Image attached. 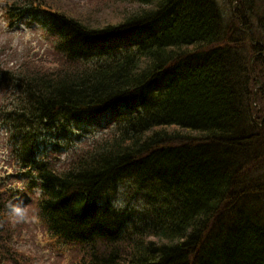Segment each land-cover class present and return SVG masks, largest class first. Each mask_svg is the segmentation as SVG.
<instances>
[{"label": "trees", "instance_id": "trees-1", "mask_svg": "<svg viewBox=\"0 0 264 264\" xmlns=\"http://www.w3.org/2000/svg\"><path fill=\"white\" fill-rule=\"evenodd\" d=\"M228 1L231 23L218 0H111L138 7L94 20L63 0L8 6L9 18L42 12L56 50L54 68L13 79L14 120L27 132L114 122L68 167L48 146L27 148L37 217L76 264H264V0ZM17 194L0 179L7 248Z\"/></svg>", "mask_w": 264, "mask_h": 264}, {"label": "rangeland", "instance_id": "rangeland-1", "mask_svg": "<svg viewBox=\"0 0 264 264\" xmlns=\"http://www.w3.org/2000/svg\"><path fill=\"white\" fill-rule=\"evenodd\" d=\"M55 1L61 4V0ZM107 1L110 8L104 3ZM107 1L63 0L65 7L62 9L70 15L92 12L94 20L104 19L109 15L108 10L114 7L124 13H130L138 7L137 3L112 5L111 0ZM14 2L16 0H0V179H4L8 187L18 189L19 195L5 208V218L9 220L7 230L13 229L14 234L12 240L7 242L8 248L0 243L3 256L1 264H76L77 259L73 257L69 244L51 236L37 217L33 204L42 193L34 184L36 178L30 171L36 165L38 154L36 157L28 155L27 148L40 145L41 153L45 154L48 146L55 156V162L67 166L77 151L97 139L107 135L110 137L114 132V122L108 118L102 120L89 117L81 122L67 123L66 127L63 123L53 128L42 123L37 128L30 127L27 132L21 121L14 120L18 112L16 107H19V89L13 79L27 73L23 72L26 65L30 71L54 68L55 63L51 57L56 52L52 38L45 30V15L42 12H28L22 18H14V22L6 21L5 7ZM96 3H102L100 5L103 7L95 10L98 14L93 12ZM218 3L223 16L231 23L232 5L228 0H218ZM30 177L31 181L28 180ZM14 207L24 209L25 214L20 218L12 217L11 209ZM6 250L10 252L8 255Z\"/></svg>", "mask_w": 264, "mask_h": 264}, {"label": "clouds", "instance_id": "clouds-1", "mask_svg": "<svg viewBox=\"0 0 264 264\" xmlns=\"http://www.w3.org/2000/svg\"><path fill=\"white\" fill-rule=\"evenodd\" d=\"M113 207H115L117 210H122L125 207V204L121 200H116L113 201ZM24 214H25V210L20 207H14L11 209V216L14 218H20Z\"/></svg>", "mask_w": 264, "mask_h": 264}, {"label": "bare ground", "instance_id": "bare-ground-1", "mask_svg": "<svg viewBox=\"0 0 264 264\" xmlns=\"http://www.w3.org/2000/svg\"><path fill=\"white\" fill-rule=\"evenodd\" d=\"M120 39H121V38H120ZM98 45H99V44H98ZM106 46H107V48H108L109 50H116V49L118 48V46H116V45L113 44V43H107ZM96 49H97V47H96ZM97 51H98V53H101L102 50H99V49H98ZM97 51H96V52H97Z\"/></svg>", "mask_w": 264, "mask_h": 264}]
</instances>
